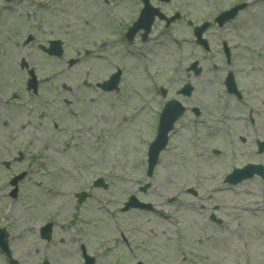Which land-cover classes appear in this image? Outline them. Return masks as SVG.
Wrapping results in <instances>:
<instances>
[{"label":"rangeland","instance_id":"1","mask_svg":"<svg viewBox=\"0 0 264 264\" xmlns=\"http://www.w3.org/2000/svg\"><path fill=\"white\" fill-rule=\"evenodd\" d=\"M80 1V28L95 30L101 58L82 59L69 68L67 79L46 78L40 95L26 91L27 73L19 68L16 53L4 56L0 48V161L11 159L7 153L17 147L14 156L20 150L30 164L18 198L0 200V227H9L14 239H9L12 259L84 264L83 246L95 264H264V180L224 182L231 165H264V153L254 152V140L264 138V0L172 1L197 24L245 3L224 29L211 27L205 33L217 49L210 60L184 40L189 34L182 22L145 44L125 42V27L137 15L136 0H109V5L101 0L97 6ZM68 2L78 15L76 2ZM222 40L231 49L229 65ZM198 57L202 72L187 77L185 67ZM117 65L122 70L117 92L80 85L83 78L102 81ZM228 69L235 73L241 100L224 93L221 81ZM184 78L194 85L185 104L200 106L202 112L196 118L188 111L178 121L148 177L147 147L163 104L157 87L164 85L173 96ZM62 82L73 91L62 89ZM12 171L0 163V194L10 189L3 173ZM96 177L107 182L105 189L93 187ZM145 183V192L139 191ZM79 191L90 197L77 203L73 194ZM132 194L157 211H122ZM48 221L53 229L46 241L38 231ZM29 226L35 229L28 231Z\"/></svg>","mask_w":264,"mask_h":264},{"label":"flooded vegetation","instance_id":"2","mask_svg":"<svg viewBox=\"0 0 264 264\" xmlns=\"http://www.w3.org/2000/svg\"><path fill=\"white\" fill-rule=\"evenodd\" d=\"M56 26L61 28L58 23L56 24ZM211 27H215V26L210 25L207 31H209ZM4 31L5 33L3 35V40H5L8 43L11 41H17V42L20 41L19 42L20 45L18 46L22 48L18 50H14V49L4 50V53L7 56H9L8 54L9 52H15L16 55H29L25 53L23 49H25L26 45L31 44L33 45L34 49L30 50L29 52H32L34 56L51 58L52 55H50L49 53L55 51V46L51 45L50 42L54 40L60 41L58 38L61 36L59 30H52L47 27H43L41 25L39 26L35 25L33 23H9L4 26ZM222 45L223 43H221V51L223 52ZM187 68H189V66L185 68L186 74L188 75L187 77H189L191 73L195 75L193 71L190 70L188 71ZM187 80L189 79L187 78ZM175 93H177V90L175 91ZM11 159L12 161H9L8 163L6 162L8 167H5V162L2 163V166H4L7 170H9L10 168H12V165H14L16 167V171L12 173V176H10V178L19 175L18 173L24 171L25 172V175L23 177L24 179L28 172L24 169H19V167L21 166L23 160H25V157H23L22 153L19 151L17 152V156L12 157Z\"/></svg>","mask_w":264,"mask_h":264},{"label":"water","instance_id":"3","mask_svg":"<svg viewBox=\"0 0 264 264\" xmlns=\"http://www.w3.org/2000/svg\"><path fill=\"white\" fill-rule=\"evenodd\" d=\"M238 8H235L232 10V12H236ZM199 36V34H198ZM176 117H167V114L163 119L161 120V123L159 125L158 135L156 140L151 144L150 150H149V161H148V174L151 173L153 166L156 164L157 156L160 148L163 147L165 141H166V133L172 128L173 121ZM258 167L255 166H247V168H244L243 170L236 171L237 173L242 172L245 173L243 177H248L253 173L254 169H257Z\"/></svg>","mask_w":264,"mask_h":264}]
</instances>
